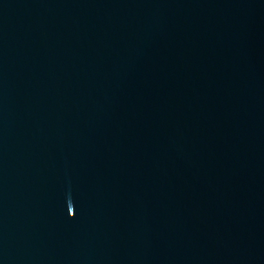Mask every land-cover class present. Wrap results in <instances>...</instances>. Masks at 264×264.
<instances>
[{
  "label": "water",
  "instance_id": "water-1",
  "mask_svg": "<svg viewBox=\"0 0 264 264\" xmlns=\"http://www.w3.org/2000/svg\"><path fill=\"white\" fill-rule=\"evenodd\" d=\"M0 264H264V0H0Z\"/></svg>",
  "mask_w": 264,
  "mask_h": 264
}]
</instances>
